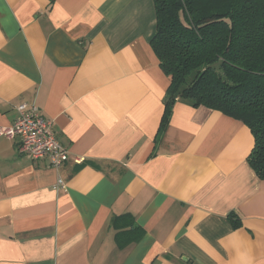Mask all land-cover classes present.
Returning a JSON list of instances; mask_svg holds the SVG:
<instances>
[{
    "label": "crops",
    "instance_id": "0c3cea01",
    "mask_svg": "<svg viewBox=\"0 0 264 264\" xmlns=\"http://www.w3.org/2000/svg\"><path fill=\"white\" fill-rule=\"evenodd\" d=\"M155 30L152 0H0V127L36 105L68 150L0 135V264H264L252 134L180 99L158 131Z\"/></svg>",
    "mask_w": 264,
    "mask_h": 264
},
{
    "label": "trees",
    "instance_id": "16d2710c",
    "mask_svg": "<svg viewBox=\"0 0 264 264\" xmlns=\"http://www.w3.org/2000/svg\"><path fill=\"white\" fill-rule=\"evenodd\" d=\"M152 1L149 44L170 76L158 131L177 99L237 119L253 137L247 161L264 179V0Z\"/></svg>",
    "mask_w": 264,
    "mask_h": 264
},
{
    "label": "built area",
    "instance_id": "2783aa9c",
    "mask_svg": "<svg viewBox=\"0 0 264 264\" xmlns=\"http://www.w3.org/2000/svg\"><path fill=\"white\" fill-rule=\"evenodd\" d=\"M17 115L8 127H0V135L16 138L17 150L32 160L47 158L49 166L58 169L68 159L67 148L59 141L53 130V121L43 115L36 105L20 103L16 106ZM57 186L64 187L58 177Z\"/></svg>",
    "mask_w": 264,
    "mask_h": 264
}]
</instances>
